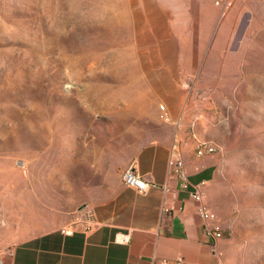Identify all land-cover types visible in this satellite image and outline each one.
Listing matches in <instances>:
<instances>
[{
    "label": "rangeland",
    "instance_id": "374dc122",
    "mask_svg": "<svg viewBox=\"0 0 264 264\" xmlns=\"http://www.w3.org/2000/svg\"><path fill=\"white\" fill-rule=\"evenodd\" d=\"M251 7L235 76L171 110L140 93V0H0V259L62 217L95 222L142 145L203 139L221 149L206 202L227 263L264 264V1Z\"/></svg>",
    "mask_w": 264,
    "mask_h": 264
},
{
    "label": "crops",
    "instance_id": "0c3cea01",
    "mask_svg": "<svg viewBox=\"0 0 264 264\" xmlns=\"http://www.w3.org/2000/svg\"><path fill=\"white\" fill-rule=\"evenodd\" d=\"M263 1L233 0L222 15L212 0H140V79H150L140 93L163 95L171 110L180 95L217 93L224 79L235 76L234 63L242 60L251 6ZM178 121V126H187L183 117ZM202 141L188 148L180 144V150L187 179L191 187L204 183L206 202L215 172L210 160L218 155L197 157L195 149ZM171 144L142 145L125 166L156 187L142 194L121 181L107 186L92 203L95 225H77L65 235L61 230L70 219L62 217L16 244L3 264H159L161 259L169 264L178 259L184 264H228L227 240L211 245L204 237V223L189 197L191 187L180 189L169 179ZM163 186L171 194L165 195ZM165 200L170 203L168 213L162 212ZM117 234L128 235V243H117Z\"/></svg>",
    "mask_w": 264,
    "mask_h": 264
},
{
    "label": "built area",
    "instance_id": "2783aa9c",
    "mask_svg": "<svg viewBox=\"0 0 264 264\" xmlns=\"http://www.w3.org/2000/svg\"><path fill=\"white\" fill-rule=\"evenodd\" d=\"M213 6L224 15L232 7L233 0H212ZM159 119L163 122H169L170 117L163 105L159 106ZM218 144L212 141H202L197 144L195 153L197 157H204L207 155H213L220 152ZM168 176L170 180H176L178 187L183 190H188L191 187L187 179V173L185 171L183 157L180 150V144L178 142L172 143L169 150L168 157ZM122 184L138 193H146L149 189L156 187V185L145 179L142 175L138 174L133 168L129 167L121 175ZM204 183L194 185L191 187L189 197L195 203V211L197 216L204 223L203 234L206 240L212 245L215 242L223 238V227L217 214L213 212L206 204L204 198ZM165 195L171 194L170 189L167 186L162 188ZM173 198V196H172ZM170 211V203L165 200L162 206V212L168 213ZM81 225H95V222L81 224ZM75 226H65L61 232L65 235L70 234ZM117 243L125 244L129 241V236L124 234H117L115 237ZM0 264H3V260L0 259ZM159 264H169L167 260H159ZM175 264H184L182 259H178ZM194 264V263H189Z\"/></svg>",
    "mask_w": 264,
    "mask_h": 264
}]
</instances>
